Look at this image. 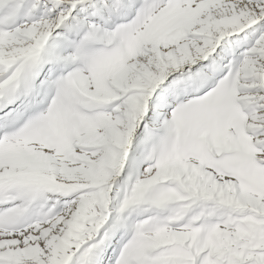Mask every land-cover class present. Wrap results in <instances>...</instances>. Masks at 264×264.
Segmentation results:
<instances>
[{
  "label": "snow or ice",
  "instance_id": "1",
  "mask_svg": "<svg viewBox=\"0 0 264 264\" xmlns=\"http://www.w3.org/2000/svg\"><path fill=\"white\" fill-rule=\"evenodd\" d=\"M0 264H264V0H0Z\"/></svg>",
  "mask_w": 264,
  "mask_h": 264
}]
</instances>
